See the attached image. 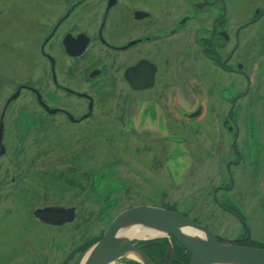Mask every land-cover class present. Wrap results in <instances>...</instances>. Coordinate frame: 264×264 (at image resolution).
Wrapping results in <instances>:
<instances>
[{
  "label": "flooded vegetation",
  "instance_id": "obj_1",
  "mask_svg": "<svg viewBox=\"0 0 264 264\" xmlns=\"http://www.w3.org/2000/svg\"><path fill=\"white\" fill-rule=\"evenodd\" d=\"M241 1L251 0H182L184 14L176 20L169 7L157 13V8L139 0H79L0 9L4 18L0 44L8 51L6 63L0 62V171L4 170L0 190L14 193L17 218L23 222L32 214L43 225H67L81 212L80 205L47 203L53 186L61 181L64 188L78 187L89 194L91 184L101 183L109 170L91 171L86 165L90 151L81 143L85 150L74 153L63 171L55 165H48L50 170L38 169L34 160H23V144L30 135L50 137L52 143L61 135L69 139V132L87 131L96 138L102 130L117 125L110 121L106 126L115 107V121L134 134L128 108L138 100L159 122L167 118L181 124L184 117L186 124H195L208 111L205 102L186 109L175 101L178 80L187 87L184 78L191 75L200 78L206 95L214 92L221 100L216 116L229 138L225 154L220 151L225 170L211 198L239 222L240 232L230 238L219 234L239 246L264 247V133L258 118L264 116V0H253L257 4L246 20L237 22V16L245 15H236L234 3ZM255 29V36L247 39ZM179 41L183 55L175 54ZM12 43L24 44L14 57ZM17 54L23 65L14 67L10 61ZM168 99L170 111L157 107ZM159 110H165L160 117ZM113 199L101 202L96 214L90 208V223L95 215L103 220L109 216ZM243 199L251 201L249 214ZM57 206L72 208L73 220L55 224L35 215L38 208ZM5 214L12 216L13 212L7 209ZM159 239L166 243L148 240L139 248L152 264H179L187 249L172 246L168 262L169 238Z\"/></svg>",
  "mask_w": 264,
  "mask_h": 264
},
{
  "label": "rangeland",
  "instance_id": "obj_2",
  "mask_svg": "<svg viewBox=\"0 0 264 264\" xmlns=\"http://www.w3.org/2000/svg\"><path fill=\"white\" fill-rule=\"evenodd\" d=\"M69 1L79 0H0V9ZM255 1L259 3L261 0ZM139 2L147 3L154 9L157 8V13L163 12L162 8L169 7L172 20L184 14L182 0H139ZM256 4L253 0L246 3L235 2L236 15L245 14L240 18L237 16V22L246 20L250 9ZM14 17L19 19L20 14ZM2 21L4 18L0 14V23ZM255 31L256 29L249 32L247 39L255 36ZM179 42L181 46L176 45L175 54L183 55V43ZM11 45L15 47L14 51L11 50L14 57L24 44L12 43ZM6 46L9 47V45ZM7 52V48L4 49L0 44L1 64L6 63ZM17 57L18 54L14 60L10 61L14 67L23 65V61ZM184 79L188 80V86L183 87L178 80L179 87L175 94L177 99L175 101L178 102L179 107L192 109L197 102L203 105L205 102L208 108V111L195 124H186L188 121L184 117V122L181 124L173 123L167 120L164 114L166 120L159 122L156 118L150 117L146 109H142L143 102L138 100L128 108L134 134L115 121L114 117L118 113L115 107L113 108L115 110H110L114 113H111L108 120L105 118L104 121H109L106 126L110 125V121L117 125L109 126L107 131L102 130L96 138L86 131L85 134L69 132V139L67 135H61L54 138V143L50 141V137H37L38 135L34 134L26 139L23 144L26 148L23 160L27 163L34 160L33 163L38 169L46 167L50 170L48 165H55L57 169L63 171L68 167V161L75 156L74 153L85 150L81 147L87 144L90 156L86 165L91 171L94 172L99 167L102 170H109L108 173L105 172V178L102 177L101 183L91 184L92 190L89 194H84V190L78 187L64 188V183L61 181L56 183L57 186H53V193L48 194L51 200L47 203H62L65 206L80 205L79 211H81L72 222L58 228L40 224L32 217V214L25 216L24 221L21 222L16 214L18 210L15 207L16 201L12 199L14 193L8 190L9 193L5 194V191L0 190V264H38L44 260L47 264H76L84 253V251L80 253V246L102 236L110 224L109 221L121 211L142 204L156 205L187 214L196 222L209 226L211 231L228 238L240 232L239 222L222 212L211 198L212 189L217 185L219 175H222L225 170L220 162V151L224 152L222 153L224 155L227 149L224 147L229 142V138L226 137L227 132L224 131L221 121L216 116L221 112L218 105L221 100L217 99L214 92L211 96L206 95L207 89L200 78L197 80L190 75ZM108 101L105 103L107 106H109ZM162 102L165 105L159 102L157 107H165L170 111L171 99ZM263 108L264 106L261 107ZM165 110L158 111L159 117L160 112L165 113ZM258 118L264 133V116ZM174 135L178 137L173 138ZM11 142L15 146V140L9 141ZM6 168L12 170L13 166ZM3 173L4 170L1 169L0 177ZM114 186H118L117 190ZM112 197L115 205L109 216L103 220L96 218L95 215L94 223H90L88 219L90 208L96 214L100 210L101 202L109 201ZM243 201L245 210L249 214L252 212L250 211L251 201L245 199ZM38 204L44 203L39 201ZM7 209L13 212L12 216L5 214ZM172 239L169 238V243L177 247ZM124 261L133 260L124 257L115 264H122Z\"/></svg>",
  "mask_w": 264,
  "mask_h": 264
},
{
  "label": "water",
  "instance_id": "obj_3",
  "mask_svg": "<svg viewBox=\"0 0 264 264\" xmlns=\"http://www.w3.org/2000/svg\"><path fill=\"white\" fill-rule=\"evenodd\" d=\"M72 211V208L66 209L62 206L46 207L36 209L35 215L44 221L58 224L73 220ZM133 221L155 228L162 233V236L144 238L121 236L119 231L122 224ZM187 228L202 232L205 238L185 235L183 229ZM165 237H174L191 253L192 258L188 264H264V247L236 245L233 243L234 240L215 234L209 227L195 222L178 211L145 204L132 206L116 215L101 238L86 248L82 256L87 251L90 252L85 264H111L113 261L123 259L126 251L135 250L141 255L143 261L134 260L141 264H152L138 245L145 240ZM172 254L173 247L169 243L166 252L168 262L171 261ZM81 258L76 264L81 263Z\"/></svg>",
  "mask_w": 264,
  "mask_h": 264
},
{
  "label": "bare ground",
  "instance_id": "obj_4",
  "mask_svg": "<svg viewBox=\"0 0 264 264\" xmlns=\"http://www.w3.org/2000/svg\"><path fill=\"white\" fill-rule=\"evenodd\" d=\"M183 233L185 235H189L194 238H205V235L202 232L195 231L191 228L183 229ZM119 234L126 238H132L133 236L144 238V237H155V236H162V233L155 228H152L151 226L140 224L138 222H126L122 224L121 230L119 231ZM90 252L87 251L81 258L80 264H85ZM124 257H127L129 259H137L140 261H143L141 255L137 251H126L124 254ZM119 260V259H118ZM117 260V261H118ZM116 261H113L111 264H115ZM222 264V263H220Z\"/></svg>",
  "mask_w": 264,
  "mask_h": 264
},
{
  "label": "trees",
  "instance_id": "obj_5",
  "mask_svg": "<svg viewBox=\"0 0 264 264\" xmlns=\"http://www.w3.org/2000/svg\"><path fill=\"white\" fill-rule=\"evenodd\" d=\"M100 237L91 239L90 242L80 246V249H79L80 253L83 252L86 248H88L89 244L91 245L92 242L97 241ZM155 240H161V242L166 243V241L164 239L156 238ZM155 240H149V241H155ZM173 241L176 244V246L178 247L179 251H186L185 248L181 244H179V242H177L174 239H173ZM190 256H191L190 253L186 251V253L184 255H182V261L179 264H188V261L191 258ZM124 264H140V263L136 262V261H134V262L133 261H129V262L126 261Z\"/></svg>",
  "mask_w": 264,
  "mask_h": 264
}]
</instances>
